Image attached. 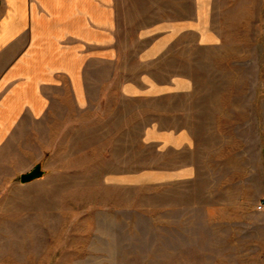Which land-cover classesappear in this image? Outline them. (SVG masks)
Segmentation results:
<instances>
[{
	"label": "crops",
	"instance_id": "obj_1",
	"mask_svg": "<svg viewBox=\"0 0 264 264\" xmlns=\"http://www.w3.org/2000/svg\"><path fill=\"white\" fill-rule=\"evenodd\" d=\"M225 2L0 0V217H14L11 231L22 241L14 247H34L29 217L41 179L20 178L37 166L47 184L69 185L65 192L75 185L74 196L62 198L90 200L91 210L100 182L124 190L121 201L128 188L154 187L158 200L171 198L160 213L165 222L177 207L178 222L189 223L196 207L198 224H211V204L188 203V192L182 204L184 188L193 187L196 200L200 192L209 201L215 193L255 198L256 207L264 199V161L244 164L242 145L264 128L211 95L224 86L216 66L230 54ZM224 137H240L229 156ZM256 207L219 208L217 224L246 225L252 246L264 247V213Z\"/></svg>",
	"mask_w": 264,
	"mask_h": 264
},
{
	"label": "rangeland",
	"instance_id": "obj_2",
	"mask_svg": "<svg viewBox=\"0 0 264 264\" xmlns=\"http://www.w3.org/2000/svg\"><path fill=\"white\" fill-rule=\"evenodd\" d=\"M225 3L230 6L222 8L227 29L224 44L230 54L216 66L223 75L224 86L212 89L211 95L222 97L223 106L240 111L243 122L253 118L254 123L264 128V0H258L257 8L254 0H226ZM225 139L228 143L231 141L227 146L229 156L237 151L241 141L240 137L235 143L232 142L235 137ZM242 145L243 163L255 169L258 161H264V135L243 136ZM45 176L49 178L50 173L46 172ZM104 178L100 175V180ZM257 178L258 175L252 180ZM47 182L49 179L43 178L37 184L40 186L33 189L35 214L29 217L30 221L33 219L29 235H33L34 247H14L22 243L11 231L16 227L12 224L14 217H0V229L5 230L0 232L5 236L0 238V264L4 261L6 264H235L226 261H234V255L240 254L243 260L237 264L264 263V247L252 246L254 233L246 225H219V217L215 215L224 207L232 214L235 207L244 212L255 209L258 202L255 198L238 201L231 199L230 194L215 193L209 201L200 192L196 200L193 187L188 191L182 189V204L186 203V192L190 198L188 203L211 204L212 222L202 225L197 222L202 217L196 216L200 213L196 207L195 215L189 209V223L185 217L178 222L177 207L174 220L169 216L165 222L166 217L160 213H165V204L170 205L171 198L158 200L154 187L128 188L124 192L126 200L121 201L118 196L124 190L100 182L98 208L91 210L90 200L62 198L73 197L75 185H70L72 189L67 192L72 193L67 194L65 189L69 185ZM43 189L46 199L40 198ZM177 196L175 190L176 205ZM122 209L124 215L117 214ZM228 218L234 220V215ZM235 244L242 246L235 247Z\"/></svg>",
	"mask_w": 264,
	"mask_h": 264
},
{
	"label": "water",
	"instance_id": "obj_3",
	"mask_svg": "<svg viewBox=\"0 0 264 264\" xmlns=\"http://www.w3.org/2000/svg\"><path fill=\"white\" fill-rule=\"evenodd\" d=\"M43 177H44V172L42 171V167L37 166L30 173L22 175L20 178V182L22 184H29L36 180L42 179Z\"/></svg>",
	"mask_w": 264,
	"mask_h": 264
},
{
	"label": "built area",
	"instance_id": "obj_4",
	"mask_svg": "<svg viewBox=\"0 0 264 264\" xmlns=\"http://www.w3.org/2000/svg\"><path fill=\"white\" fill-rule=\"evenodd\" d=\"M256 210L260 213H264V199L257 205Z\"/></svg>",
	"mask_w": 264,
	"mask_h": 264
}]
</instances>
